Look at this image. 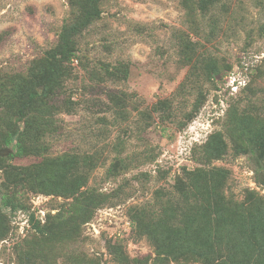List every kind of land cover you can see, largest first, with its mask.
Returning <instances> with one entry per match:
<instances>
[{
	"label": "rangeland",
	"instance_id": "rangeland-1",
	"mask_svg": "<svg viewBox=\"0 0 264 264\" xmlns=\"http://www.w3.org/2000/svg\"><path fill=\"white\" fill-rule=\"evenodd\" d=\"M192 6L103 0L100 17L74 35L78 53L63 89L21 122L20 102L32 80L41 81L60 32L80 22L83 0H0V142L19 125L25 152L0 147L8 151L0 158V264H126L124 256L136 264L156 257L160 238L197 225L200 237L214 236L208 221L225 212L230 221L218 227L261 234L264 185L235 129L246 128L250 140L264 132V0H221L207 16ZM117 67H127L126 80L109 75ZM166 106L173 119L164 118ZM211 148L217 155L209 160ZM214 168L228 176L220 199L228 207L203 203L190 220L187 172ZM259 173L263 179L264 163ZM87 190L110 201L70 234L77 196ZM4 195L18 209L3 207ZM32 218L59 235L35 232ZM262 245L245 254H263Z\"/></svg>",
	"mask_w": 264,
	"mask_h": 264
},
{
	"label": "trees",
	"instance_id": "trees-1",
	"mask_svg": "<svg viewBox=\"0 0 264 264\" xmlns=\"http://www.w3.org/2000/svg\"><path fill=\"white\" fill-rule=\"evenodd\" d=\"M103 0H83L84 12L80 16V22L74 24V26H66L59 34L58 47L44 57L45 69L41 81L37 79L32 80L31 85L28 87V91L24 99L20 102L16 116L19 121H25V117L28 110L32 109L36 102L51 98L56 93H59L63 89V77H65L69 70L67 64H69L76 56L77 49L75 47L73 38L74 35L79 34L83 27L91 23L92 20L100 17L99 4ZM197 5L199 3L200 10L204 14L210 13L221 0H185ZM192 6V7H193ZM194 10V7H193ZM207 14L205 16H207ZM112 77H117L122 80L128 78L127 67H117L109 72ZM199 104H196L194 108L185 116L187 122L191 121L195 113L198 111ZM164 118L173 119L176 116V111H173L169 106L164 108ZM181 127L186 125L185 123L180 124ZM228 128H233L229 126ZM238 133V141L241 145L250 147L249 153L252 154L258 168L256 173L258 176V183L264 185V178H261L260 169L264 163V132L259 133L256 140H250V138L243 133L246 128L241 130L235 129ZM243 141H242V139ZM215 141V140H214ZM213 144V140L209 141ZM245 143V144H244ZM12 146L16 150V156L22 157L24 155L23 146V131L20 126H16L14 129L7 131L6 137L3 138V142H0V147ZM211 152L206 156L207 159L216 157L217 149L211 148ZM219 155L222 152L218 151ZM188 183L191 187H188L187 192L184 193L183 204L185 205L186 214L190 220H194L196 217L189 216V212H201L199 209L201 204L206 203L209 207H216L217 210H225L228 206L221 205L222 191L227 183V174L219 169L214 168L210 170L197 169L195 171L187 172ZM184 185L183 190H185ZM179 187L177 186V189ZM185 190V191H186ZM170 200V202H169ZM168 203L173 205L169 198ZM110 196L99 191H85L77 196L74 207L76 210L72 215V220L69 223V233L77 234L81 227L93 218L94 214L98 209L108 204ZM3 207L10 208L11 210L18 209L19 205L13 202L7 196H3L1 200ZM162 205H165L162 202ZM175 208L174 206H169ZM194 208L195 210H192ZM165 210L166 208L160 207ZM143 213H156L154 211H146L141 209ZM216 211V210H215ZM170 215L176 217L180 209L170 210ZM259 217L263 227L261 228V234L255 233L254 231L244 230H228L224 229V226L230 221V214L225 212L224 214H216L217 218L215 222L208 221V224L214 233V236L200 237L199 233L202 232V226L197 225L184 231V235H175L173 239L160 238V240L153 242L156 249V257H138L134 258L133 261L136 264H167L169 257H172L174 262L177 264H264V253L257 254L254 258L245 254L253 244L258 243V246H264V205L259 210ZM212 217V214L210 215ZM142 218L135 221H139ZM220 219V222L218 221ZM218 221V222H217ZM32 229L42 234L46 238H55L59 235L57 230L52 228H44L38 222H34V218L31 220ZM133 231L136 232L135 222L132 223ZM198 229V232L195 231ZM149 235V234H148ZM149 235L150 240L153 239ZM260 237L263 241L259 242L255 240ZM153 241V240H152ZM121 250V248H119ZM252 253H255L251 250ZM123 254L122 251H119ZM165 257L163 258V256ZM123 263L129 264L128 257L124 256L121 260Z\"/></svg>",
	"mask_w": 264,
	"mask_h": 264
},
{
	"label": "water",
	"instance_id": "water-1",
	"mask_svg": "<svg viewBox=\"0 0 264 264\" xmlns=\"http://www.w3.org/2000/svg\"><path fill=\"white\" fill-rule=\"evenodd\" d=\"M6 155H8V151L5 149H0V158L5 157Z\"/></svg>",
	"mask_w": 264,
	"mask_h": 264
}]
</instances>
